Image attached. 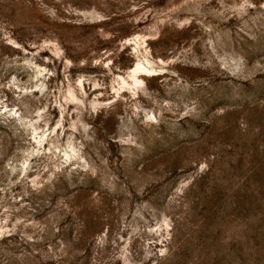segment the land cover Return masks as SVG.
Instances as JSON below:
<instances>
[{
  "label": "rangeland",
  "instance_id": "1",
  "mask_svg": "<svg viewBox=\"0 0 264 264\" xmlns=\"http://www.w3.org/2000/svg\"><path fill=\"white\" fill-rule=\"evenodd\" d=\"M0 264H264V0H0Z\"/></svg>",
  "mask_w": 264,
  "mask_h": 264
},
{
  "label": "bare ground",
  "instance_id": "2",
  "mask_svg": "<svg viewBox=\"0 0 264 264\" xmlns=\"http://www.w3.org/2000/svg\"><path fill=\"white\" fill-rule=\"evenodd\" d=\"M128 39V38H127ZM147 62V61H146ZM150 65V64H149ZM148 65V66H149ZM148 66H146L145 64H143L140 60L139 61H136L135 63H134V65L132 66V67H130L129 68V71L131 72V74L132 75H134L136 72H138V71H140V72H146V73H150V71L151 70H154V69H150L151 67H148ZM139 73V72H138ZM142 74V73H141ZM137 76V75H136ZM134 79V81L135 82H139V80H137L136 78H135V76H132ZM131 78V77H130ZM132 80V81H133ZM133 81V82H134Z\"/></svg>",
  "mask_w": 264,
  "mask_h": 264
}]
</instances>
